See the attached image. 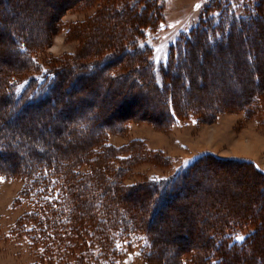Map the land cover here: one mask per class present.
I'll return each instance as SVG.
<instances>
[{
  "label": "trees",
  "instance_id": "trees-1",
  "mask_svg": "<svg viewBox=\"0 0 264 264\" xmlns=\"http://www.w3.org/2000/svg\"><path fill=\"white\" fill-rule=\"evenodd\" d=\"M2 5L10 14L4 19L0 18L1 24L5 18L17 17L14 10L10 9V0H0V6ZM68 6L64 5L58 12ZM99 8L104 11V18L95 19L94 34L102 29L108 19H119L122 25L114 26L117 30L115 36L112 34L113 41H107L100 48L88 44L87 49L91 52L81 61L70 59L69 63L46 65L36 55L47 44L48 34L43 39V45L37 48L28 36L14 28L10 34L9 31L5 32L9 37L8 48L13 49L24 63L23 72L4 73L0 79V105L3 108L13 105L22 108V111L16 112L17 117L12 112L5 113L6 120L9 114L14 119H24L32 110H35L38 117L52 112L54 118L65 116L62 108L65 102L70 103L71 98L76 95L87 97L91 90L87 89L83 80H93L98 75L103 77L101 82L107 83L104 87L106 97L119 86L118 80L130 82L124 87L126 90L122 89L121 94L134 101L145 97L152 103L155 98L150 92L161 97L163 110L158 115L144 112L126 116V119L149 121L159 128L167 129L175 119L186 120L192 117L204 123H212L222 111L235 110L232 108L243 109L249 116L256 113V108L260 105L259 98L264 94L262 63L256 45L261 42L257 40L256 33L264 18V0H213L205 7L199 23L189 34L171 45L160 70L156 67L153 48L145 44V41L148 33L157 32L164 22L163 0H101ZM99 18L101 21H98ZM125 24L129 26L126 27ZM2 26L4 28V24ZM236 44L245 46V65L249 69V83L253 86L246 98L230 107H201L200 104H192L191 95L208 87L205 75L197 73V66H209L211 58L221 60L224 53L231 51ZM93 50L95 51L92 52ZM112 66L114 70L111 69ZM110 70L113 71L111 76ZM235 88H239L238 82ZM38 94L43 96L37 98ZM41 106L48 108H38ZM199 108L213 109L203 111ZM4 118L0 119L3 125L6 123ZM95 118V114L81 118L78 124L85 127L83 133L90 135L93 132V127L98 125ZM49 125L43 124L41 128L46 127L53 133L59 130L52 121ZM99 125L104 126L103 129L97 139L90 143L89 152L80 159H67L63 156V149L56 146L58 141L45 142L47 146L57 150V155H52L44 147V143L39 145L40 150L35 149L37 142L31 136L28 138L27 132L23 130L14 134L9 129L7 134L0 135V153L7 150L6 156L1 153L4 160L9 156H16L20 161L26 154L30 159L21 166L16 165V162L9 163L11 169L0 167V175L20 178L25 183L18 203L27 201L32 209L18 219L16 233L29 235L35 253V246L41 244L43 252L42 255L37 253V256L46 261L44 264H87L95 256L96 248L100 251L96 264H99V260L106 264H116L122 257V247L118 248L117 244L122 246L127 240L129 245L139 243L149 262L160 264L157 260L159 254L155 252L161 241L164 242V233L162 231L161 235L155 234L153 228L155 225L162 228L161 220L167 216L169 208L171 211L172 203L187 200L191 186L196 188L204 183L208 177L201 174L212 170L213 165H233L249 169L258 179L260 195L264 196V170L255 161L220 157L211 152L200 154L187 165L181 164L169 175L148 177L134 185L125 184L124 172L118 168L111 169L107 176L101 175L96 163L99 159L103 161L108 155L112 159L108 165L110 168L120 162V159L118 152L107 140L110 129L114 127L109 126V121L104 119ZM10 141L15 142L13 147L16 149H10ZM26 144L34 146L25 155L20 153V158L17 150L21 152ZM44 155H49V158ZM83 166H88L91 170L87 172ZM78 175L82 180L75 178ZM133 194H137V199L141 202L140 211L136 209L138 213L120 202ZM258 202L254 203L252 210L243 208L208 212L212 223L207 225L202 220L199 232L202 238H207V247L202 250L190 246L179 247L171 259L177 264H239L240 261L247 262L246 264H264V252L258 248L260 235L264 234V199L260 206ZM178 226L176 231H181L182 236L188 237L189 229L184 225ZM237 235H243L246 239L237 241ZM73 239H77V245L74 248L66 245L63 250L64 243ZM54 244L59 245V255L53 253ZM67 248L68 252L65 250ZM55 256L57 257L54 258ZM161 261V264H169L166 258L162 257Z\"/></svg>",
  "mask_w": 264,
  "mask_h": 264
},
{
  "label": "rangeland",
  "instance_id": "rangeland-1",
  "mask_svg": "<svg viewBox=\"0 0 264 264\" xmlns=\"http://www.w3.org/2000/svg\"><path fill=\"white\" fill-rule=\"evenodd\" d=\"M253 1L250 0V2ZM100 2L101 0H10V9L14 10L17 17L14 19L5 18L3 20L4 28L0 23V79L4 73L23 72V60L13 52V49L8 48L9 37L5 32L9 31L10 34L13 28L28 36L37 48L43 45V39L48 34L47 44L43 45L36 55L46 65L48 63L50 65L69 63L70 59L71 61L84 60V57L88 56L87 53L91 52L87 49L88 44L93 45L94 48H100L107 41H113L111 37L115 34L117 27L122 25L119 19L106 20L107 23L105 22L102 29L93 33L95 19H98L97 17L104 18V16L102 17L104 11L102 12L99 8ZM163 2L165 13L163 27H160L157 32H149L145 41V44L152 47L155 52L156 67L159 70L160 65L167 59L171 45L189 34L191 29L199 23L205 7L209 6L213 0H163ZM64 5L69 6L59 13V9ZM151 9L153 10L152 7ZM9 14L5 6H0V18L4 19ZM98 21H101L100 18ZM115 25L116 29H114ZM125 26L129 25L125 24ZM256 35L257 40L263 42V44L257 42L256 45L262 63L261 72L264 83V18ZM244 50L245 46L236 44L231 51L224 53L221 60L211 58L209 66H197V73L205 75L208 87L199 89L191 95L192 104L230 107L236 106L246 98V94L253 86L249 83L250 74L247 65H245ZM113 67L112 70H114ZM112 70L109 75H113ZM159 76L161 78V73ZM102 78L101 75H98L93 80H83L91 92L85 98L76 95L71 98L70 103L65 102L62 107L65 110V116L62 117L54 118L53 112L47 116L38 117L35 110H32L25 115L24 119L23 117L14 119L9 114L6 120L5 113L9 111L17 117L16 112L19 113L22 108H19L18 105L3 108L0 105V119L5 117L6 120L4 125L2 124L3 119L0 120V135L7 134L9 129H12L14 134L16 131L23 130L27 132L28 138L31 136L35 139V143L37 142L35 149L40 150L39 145L44 143V147L52 155H57V150L52 146H47L45 142L58 141L56 146L58 149H63L65 154L63 156L67 159H80L89 152L90 143L97 139L104 127L99 123L104 119V121H109V126L114 127L110 129L107 140L118 152L117 156L120 162L110 168L108 165L112 159L107 155V159L103 161L99 159V162H96L97 168L101 175H106L111 169H120L124 172V182L127 185H134L152 176L169 175L181 164L192 161L200 154L207 152L225 158L253 160L264 170V94L259 98V108H256V113L252 116L246 114L243 109L232 108L235 110L222 111L212 123L201 122L195 117L186 120L175 119L172 126L165 129L156 127L149 121L137 118L126 119V116H135L144 114V112L149 115H158V112L163 110L161 97L150 92L149 94L155 98L152 103L145 97L134 101L125 94H121L122 89L126 90L124 87L130 84L129 81L124 82V80L117 82L121 89L116 86V90H112V94L106 97L104 96V87L107 86V83L101 82ZM237 82L238 89L235 88ZM41 96L43 94H38L36 97L40 98ZM141 104H144L142 105L144 108H140ZM38 108L46 109L48 107ZM199 109L211 111L213 108ZM89 113L95 114L98 124L93 127V132L90 135L83 133L85 127L78 124L81 122V118L91 116ZM51 121L55 127L59 128L56 133L46 127L41 128L43 124L49 127ZM10 143V149L15 148L13 147L15 142L10 141ZM31 146L34 144L24 145L21 152L17 150L19 152L17 155L19 157L21 154L25 155ZM6 151L3 150L1 153L6 156ZM1 153V168L9 169V163L16 162V165L21 166L23 162L26 164L30 161L27 154L18 161L16 156L14 158L9 156L7 160H4ZM112 156L114 155L112 154ZM45 157L49 158V155ZM83 167L87 172L91 170L88 166ZM211 169L208 172H202V176L208 177L204 183L196 188L191 186L187 200L182 199L172 203L171 211L169 208L167 216L161 220L162 228L160 225H155L153 228L155 234L161 235L162 231L164 233L162 235L164 242L161 241L155 252L159 254L157 260L161 263H163L161 261L163 257L169 264H177L171 258L175 251L179 250V247L190 246L199 250L207 247L209 244L207 238H202L199 232L202 228V220L207 222V225L212 223L208 218V212L215 213V211L241 210L243 208L250 210L253 209L254 203L259 201L258 206L262 204L261 200L264 199V196L260 195L258 179L249 169L233 165L222 167L213 165ZM0 177L3 178L0 179V264L46 263L45 260L37 256V253L42 255L41 244L35 246L37 252L35 253L29 235L16 233L18 219L32 209L27 201L18 203L25 187L24 181L4 175H0ZM75 178L82 180L80 175ZM131 196L129 199H121L120 202L131 207L135 212L140 211L141 202L137 199L139 196L137 194ZM114 204L115 201L113 206ZM171 212L172 215H169ZM178 225H184L189 229L188 237L182 236L183 232L176 231ZM158 228L159 230L156 231ZM91 235L92 233L89 234V236ZM77 239L67 240L62 247L63 250L66 245L74 248L77 245L78 241H75ZM124 243L121 249L122 257L116 261V264H155L146 259L139 243L129 245V240ZM259 245L258 248L264 252V234L260 235ZM58 246L57 244L52 246L53 253L56 255H59ZM98 249H95V256L87 264L97 263V256L100 254ZM65 250L69 251L68 248ZM98 262L106 264L102 260ZM246 263L240 261L239 264ZM250 264L256 263L250 262Z\"/></svg>",
  "mask_w": 264,
  "mask_h": 264
},
{
  "label": "snow or ice",
  "instance_id": "snow-or-ice-1",
  "mask_svg": "<svg viewBox=\"0 0 264 264\" xmlns=\"http://www.w3.org/2000/svg\"><path fill=\"white\" fill-rule=\"evenodd\" d=\"M197 7H199V5H197ZM161 27H163V25H162ZM189 163H191V161H186V162H185L186 165L189 164ZM0 179H3V178L0 177ZM235 239H236L237 241H243V240L246 239V237H244L243 235H237V236L235 237ZM117 247L120 248V247H122V246L119 245V244H117ZM214 264H215V262H214Z\"/></svg>",
  "mask_w": 264,
  "mask_h": 264
}]
</instances>
